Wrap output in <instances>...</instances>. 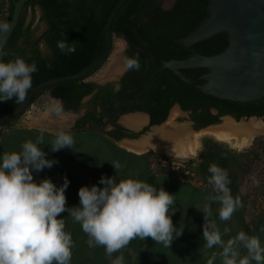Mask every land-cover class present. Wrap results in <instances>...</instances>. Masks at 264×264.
<instances>
[{"label": "trees", "instance_id": "1", "mask_svg": "<svg viewBox=\"0 0 264 264\" xmlns=\"http://www.w3.org/2000/svg\"><path fill=\"white\" fill-rule=\"evenodd\" d=\"M1 1L7 3L5 20L11 21L14 11L12 0ZM120 1L31 0L25 4L18 26L4 47V51L9 55L4 56L3 60L7 62L19 56L28 63L36 62L39 70L33 74L32 88L27 97L34 88L45 82L84 73L101 61L107 45L106 24ZM209 3L210 0H175L172 8L165 9L162 0H129L121 8L112 23V32L117 38L127 42V57H134L139 52L140 70H128L119 82V89L116 83L100 86L91 80L70 81L53 86L42 95H49L61 101L64 112L79 113L83 109L86 110L72 129L73 148L51 151L55 135L41 131L20 129L14 132V138L8 136L7 131L14 128L18 122L0 131V155L4 152H19L24 142L29 139L35 142L43 134L44 142L39 147L47 154L46 159L58 163L52 168L34 172V180L39 183L43 179H51L60 187L67 176L70 181L66 190L67 208L80 206L78 192L81 187L91 188L97 185L103 188L104 185L99 184L103 176L115 177L117 182L127 178L140 179L155 186L157 190L163 188L175 196V214L172 215L171 209L169 214L177 229L184 228L183 234L175 237L170 247L158 244L151 237L146 240L136 238L119 252L113 253L111 258L106 256L103 247H89L88 236L82 231L80 224L70 216V212L61 213L58 219L65 220V231L71 233L75 245L72 248L70 264H111V261L120 255L124 257V264H206L211 254L220 249L215 248L216 246L213 249L205 248L204 213L196 207L202 209L208 202V197L217 195L213 186L208 183L211 175L208 168L212 163L228 171L231 181L228 186L233 197L239 196L243 205L229 221L223 222L218 215L219 203L211 204V219L215 220L220 229L222 239L227 241L243 230L249 235L258 236L264 248V218L251 222L246 220L247 199L242 190L245 177L251 172V165L257 158L254 157L255 149L239 152L217 140L203 139L200 158L189 161L190 173L186 178L199 180L204 189L182 183L173 177L154 174L147 160L154 156L166 159L164 156L154 153L137 155L118 148L120 155L113 159L111 152L106 149H96L101 141L96 142L94 138L103 140V134L108 137V141L113 142L139 137V134L118 124L121 115L132 112L149 114L150 126H154L165 122L170 110L179 104L184 111L191 113L190 118L195 130L218 124L221 117L226 115L237 120L244 117L264 118V103L242 104L222 100L196 88L198 84H205L201 79L208 72L205 69L183 70V74L191 79L194 85L186 84L170 70L158 74L153 88L144 94L137 104L124 107L119 115L115 116L122 105L136 99L150 84L152 73L160 69L163 62L186 60L195 53L214 56L225 51L229 45L227 33H220L191 48L181 43L204 21ZM38 10L46 24L45 31L40 35L39 26H34ZM3 36L4 33H1L0 41ZM60 40H67L70 44L76 42L75 54H61L57 47ZM42 45L45 46V51ZM49 63L51 68L47 66ZM87 97L91 98L84 103ZM22 104H17L15 98L7 102L0 101V121L10 116ZM214 111L217 114H214ZM107 124L112 129L105 132L103 126ZM99 127L101 128L98 129ZM145 131H148V128ZM113 162L121 164L118 171L111 164ZM179 187L183 190L188 188V200L180 194ZM226 227L230 229V233L223 235ZM241 254H246L242 248ZM214 264H221L219 258ZM252 264H255V261Z\"/></svg>", "mask_w": 264, "mask_h": 264}, {"label": "clouds", "instance_id": "2", "mask_svg": "<svg viewBox=\"0 0 264 264\" xmlns=\"http://www.w3.org/2000/svg\"><path fill=\"white\" fill-rule=\"evenodd\" d=\"M11 21H0V33L11 30ZM75 43L67 40L57 42L61 54H75ZM9 55L0 46V101L7 102L15 98L22 104L32 88L33 74L38 72L35 61L26 62L22 57L5 62ZM139 52L134 57H125L128 70H140ZM52 67L51 63L47 65ZM57 101L56 111L60 112ZM51 143V151L73 148L71 132L59 130ZM41 134L35 142L31 139L21 145V151L4 152L0 155V264H70L72 248L75 246L71 233L65 231V220L58 219L61 213L68 211L74 221L80 224L88 236V245L103 247L107 257L119 252L129 243L139 238L151 237L158 244L170 247L174 238L183 234V228L173 225L172 215L175 196L163 188H157L143 180L127 178L119 182L115 177H101L99 184L91 188L79 189L80 206L67 208L66 190L70 181L64 177L62 186L57 187L51 179L39 183L34 180V172L52 168L58 163L46 159V153L39 147L43 144ZM118 171L119 162L111 163ZM208 183L217 193L207 198L208 202L199 211L204 213L203 239L205 248L220 249L214 251L206 264H214L219 258L221 264H264V248L258 236L239 231L227 241L212 217V203H219V219L229 221L242 207L239 196L233 197L229 184V173L215 163L209 165ZM230 233L224 228L223 235ZM241 248L246 254H241ZM111 264H124L123 255Z\"/></svg>", "mask_w": 264, "mask_h": 264}, {"label": "water", "instance_id": "3", "mask_svg": "<svg viewBox=\"0 0 264 264\" xmlns=\"http://www.w3.org/2000/svg\"><path fill=\"white\" fill-rule=\"evenodd\" d=\"M29 1L31 0H12L14 6L13 15L11 18L12 26L11 30L7 34H4L2 40L0 41V46H2L3 49L7 45L12 33L18 26L24 6ZM128 1L129 0H121L108 18L106 24L107 45L101 61L84 73L51 80L34 88L30 92L26 101L15 112L0 121V131L5 130L8 126L18 122L29 111L32 105L51 87L70 81H89L106 66L113 54L115 48V39L117 38V35L112 32V23L118 12ZM207 11L208 12L204 18V21L200 24L197 30L181 41V43L185 47L191 48L193 45L214 37L220 33H227L229 36V45L225 51L214 56H206L195 53L186 60H172L163 62L162 67L152 73L150 77V84L137 95L136 99L122 105L116 111L115 116L119 115L124 107L137 104L140 98L153 88L155 84V77L166 70L172 71L183 82L192 85L195 83L183 74V70H208V72L201 77V79L205 81V84L196 85V88L202 92L213 95L222 100H230L242 104L264 103V0H210ZM125 57L126 56L122 53V69H120L118 72H114L115 60H113L110 64L109 70L106 72V75L102 79L94 82L100 86L106 85L108 83H116L117 89H119V82L121 81L124 74L128 71L125 64ZM90 98L91 97L85 98L84 103ZM59 102L62 106L61 101ZM175 106H177L181 113H188L187 118L189 120L191 119L190 112L184 111L179 104H176ZM172 109L170 110V113ZM85 111L86 110L83 109L79 113L63 112L76 116L75 123L73 125L71 124V121L68 122L69 125H72V128H74L76 121L84 116ZM135 114L143 115L147 118V123L138 129L126 126L122 121V119L125 117ZM214 114H217V112L214 111ZM169 116L165 122L168 121ZM225 118H230L237 123L242 120H250L254 118L261 120L264 124V118L244 117L240 120H237L230 115H226L221 117L220 123L212 124L199 130H195L193 127L194 123L190 121L192 125L190 128L194 132L198 133L221 125ZM165 122L159 125L150 126V115L145 112H132L121 115L119 117L118 124L133 133L139 134V137L137 139L126 138L115 142L121 146L123 143H135L142 137L149 135L151 133L149 131H153L154 128L162 126ZM100 128L101 127L98 129ZM103 128L105 132H108L112 129L108 124L103 126ZM147 128L149 131L144 132V130ZM129 152L137 155H144L150 151Z\"/></svg>", "mask_w": 264, "mask_h": 264}, {"label": "rangeland", "instance_id": "4", "mask_svg": "<svg viewBox=\"0 0 264 264\" xmlns=\"http://www.w3.org/2000/svg\"><path fill=\"white\" fill-rule=\"evenodd\" d=\"M175 3V0H162V6L165 9H170L173 7ZM7 9V3L5 1L0 2V21L5 20V12ZM34 26H39V35L42 34L46 29V24L41 19V12L38 10L36 12V21ZM1 34V33H0ZM119 44H123V49H120L119 52L120 56H122V53L125 54V51L127 49V43L119 38L115 39V48L113 51V54L109 60V62L106 64V66L93 78H91V81H97L99 79H102L106 72L109 70L110 64L113 60L116 59L118 55L119 50ZM43 51H45V46H41ZM121 66H123V61L121 60L120 63ZM61 111L57 112V100L53 99L49 95L41 96L29 109V111L18 121V123L12 128L11 130L7 131L8 136H14V132L16 130L24 129L26 131L34 132V131H41L46 132L50 135H54L59 130H64L68 132H72L71 129L72 125L75 123V115L70 113H64L61 107V104H59ZM177 106L173 107L172 111L176 109ZM178 109V108H177ZM171 111V113H172ZM170 113V116H171ZM169 116V118H170ZM188 113H182V115L177 119V124H189L191 125V119L189 120L187 118ZM69 121H71L72 125H69ZM149 131V130H148ZM152 133V131H149ZM212 133L207 134L205 137L201 138L198 143V152L193 157H175V156H168V155H162L159 152L150 151L148 153H154L159 156H164L166 159H161L158 156L152 157L150 160H147V164L150 165L151 170L154 174L158 176H167V177H173L174 179L189 184L195 188L201 189L205 188L203 184L197 180H188L186 176L190 173V160H198L200 158L201 152H202V142L205 138L214 139L211 135ZM103 140L101 138L94 140L101 141L96 149L97 151L102 148V150L106 149L107 151L111 152V156L113 159H115L118 155V148H120L123 151H127L123 146L113 142L108 141V137L103 134ZM12 138V139H13ZM101 139V140H100ZM260 139L264 140V136L257 137L254 142H252L251 146L244 149H236L229 145L231 149L237 150L239 152L247 151L250 149H255L256 154H254L255 160L253 161L251 165V172L245 177V180L243 182V194L247 199V211H246V220L249 222L254 220H259L264 218V141H260ZM107 140L108 142H104ZM215 140V139H214ZM216 141V140H215ZM261 142V143H260ZM131 153V152H130ZM146 153V154H148ZM145 155V154H144ZM180 188V187H179ZM188 188H185V190ZM183 190L180 188V194L183 195V197L188 200V191ZM202 199V198H199Z\"/></svg>", "mask_w": 264, "mask_h": 264}, {"label": "bare ground", "instance_id": "5", "mask_svg": "<svg viewBox=\"0 0 264 264\" xmlns=\"http://www.w3.org/2000/svg\"><path fill=\"white\" fill-rule=\"evenodd\" d=\"M118 46L114 72H118L123 67L120 65L122 56L119 54L120 49H123V44ZM181 115L179 109H174L168 121L162 126L154 128L152 133L142 137L137 142L123 143L122 146L133 152L155 151L164 155L183 158L195 156L198 152L199 140L209 133H212L211 135L215 140L240 150L249 147L257 137L264 134V124L261 120L254 118L238 123L230 118H225L221 125L196 133L187 123L177 124L176 121ZM122 121L126 126L138 129L147 123V118L135 114L125 117Z\"/></svg>", "mask_w": 264, "mask_h": 264}, {"label": "flooded vegetation", "instance_id": "6", "mask_svg": "<svg viewBox=\"0 0 264 264\" xmlns=\"http://www.w3.org/2000/svg\"><path fill=\"white\" fill-rule=\"evenodd\" d=\"M126 43H127V42H126ZM127 49H128V44H127ZM127 49H126V51H127ZM126 51H125V54H124V55L127 57V55H126ZM76 122H77V121H76ZM193 127H194V126H193Z\"/></svg>", "mask_w": 264, "mask_h": 264}]
</instances>
